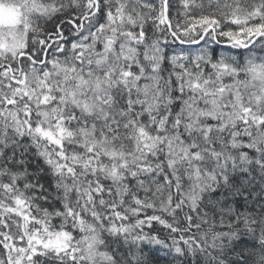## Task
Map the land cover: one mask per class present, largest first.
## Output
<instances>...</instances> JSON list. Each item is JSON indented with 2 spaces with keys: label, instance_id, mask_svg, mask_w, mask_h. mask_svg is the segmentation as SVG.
I'll return each mask as SVG.
<instances>
[{
  "label": "snow or ice",
  "instance_id": "6c2138e0",
  "mask_svg": "<svg viewBox=\"0 0 264 264\" xmlns=\"http://www.w3.org/2000/svg\"><path fill=\"white\" fill-rule=\"evenodd\" d=\"M0 264H264V0H0Z\"/></svg>",
  "mask_w": 264,
  "mask_h": 264
}]
</instances>
